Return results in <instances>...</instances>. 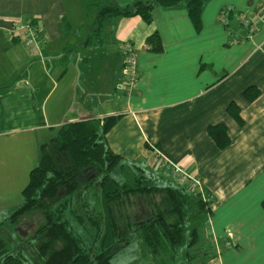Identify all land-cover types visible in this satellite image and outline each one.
Listing matches in <instances>:
<instances>
[{"label":"crops","instance_id":"obj_1","mask_svg":"<svg viewBox=\"0 0 264 264\" xmlns=\"http://www.w3.org/2000/svg\"><path fill=\"white\" fill-rule=\"evenodd\" d=\"M133 1L0 0V211L21 203L40 144L61 125L116 116L106 134L114 153L164 185L173 183L168 168L149 166V157L177 163L211 197L208 238L226 248L216 255L209 239L207 264H264V0H208L200 28L183 7L156 6L150 23L140 15L97 21L103 5ZM20 14L46 34L36 54L10 30ZM153 33L160 50L146 41ZM125 45L138 69L129 93ZM251 86L258 95L248 101ZM217 123L230 138L223 149L208 132Z\"/></svg>","mask_w":264,"mask_h":264},{"label":"trees","instance_id":"obj_2","mask_svg":"<svg viewBox=\"0 0 264 264\" xmlns=\"http://www.w3.org/2000/svg\"><path fill=\"white\" fill-rule=\"evenodd\" d=\"M207 1L135 0L123 7L105 4L97 14V21L103 24L120 16L140 15L150 23L156 6L183 7L194 26L200 28L201 10ZM146 41L152 49H161L157 33ZM244 94L252 101L258 90L251 86ZM227 111L242 123L235 103H230ZM116 118L66 122L54 137L40 144L39 160L29 173L21 203L5 220L8 225H15L24 215L38 214L45 221L32 237L18 236L22 242L13 248L9 246L12 243L7 244L0 236V264H112L113 252L132 237L141 241L154 260L159 258L166 263L174 262L181 246L186 250L197 243L199 231L194 220L206 221L211 201L187 194L185 187L158 186L144 175L139 161L128 162L114 153L107 144L106 134ZM208 132L219 148L229 145L224 124H212ZM125 166L132 167V173L122 175L121 180L114 178L113 173ZM156 192L162 195L160 202L164 210H154L147 219L131 221L126 216L121 223L117 221L114 211L118 199ZM66 211L78 221L83 222L85 217L86 221L91 220L89 227L93 225L94 230L91 240L87 239L89 243L69 227Z\"/></svg>","mask_w":264,"mask_h":264},{"label":"rangeland","instance_id":"obj_3","mask_svg":"<svg viewBox=\"0 0 264 264\" xmlns=\"http://www.w3.org/2000/svg\"><path fill=\"white\" fill-rule=\"evenodd\" d=\"M223 12H224V10H222V13ZM17 16L18 17L14 18V19H18L20 21H21V19L25 20L26 18H32L31 16H26V15L22 16L21 14L17 15ZM79 17H80V14L76 13V14H73L72 19L77 20L76 23H80ZM15 21H13V22H15ZM241 24H246L248 26L251 25V23H249L246 18H242ZM81 27H82V25L80 26V28ZM79 30H81V29H79ZM90 31L92 33H96L97 30H95V31L90 30ZM44 34H45V32H44ZM45 36H46V34H45ZM95 37L96 36L92 37V41L94 39L96 40ZM56 134H57V131H56L55 135ZM153 159H155L156 161H153ZM148 160H149V163H148L149 166H152V167L153 166H158V167L159 166L160 167L165 166V165L162 166V164H161L162 158H150L149 157ZM152 161L155 163H153ZM163 168L165 169V167H163ZM126 174H128V172H124V168L122 167L121 169H118L117 171H115L113 173V177L118 179V180H121L122 175H126ZM144 175L150 179V176L148 175V173H144ZM168 175L171 177V179L173 181V183L170 182V184H172L174 186L176 185V186L182 187V188L185 187L184 190L187 192V194H189V195H191L197 199L200 198L197 195L196 190H192V189H190L189 185L178 182L177 180H175L172 177V174L170 172L168 173ZM153 183H155L158 186L164 185L158 180L157 181L153 180ZM161 197H162V195L160 193L156 192L153 194L150 193V194L141 195V196L132 195L129 197H124V198L118 199V202L115 203L117 206H115L116 209L114 211L116 213L117 219L119 218V220H117V221L119 223H121V220L126 216H128L129 220H131V221H134L136 219L137 220L138 219H147L151 216V213L154 210L156 212L160 208H161V210H164L163 204H162V202H160ZM195 207H197V205ZM12 210L2 211V212L0 211V236L4 240V242H6L7 244L12 243L9 245L10 247L11 246L14 247L18 243L22 242L21 240L18 239V236H21V234H19V232L17 231V229H16L17 226L20 227L22 230H24V232L26 233L25 237L28 236L30 238L33 236L35 229L41 223H44V221H45V220H42L41 216L38 214L30 215V216L24 215L21 219H19L17 221V223H15V225H12V224L8 225V222L6 220L4 221V219L9 214V212H11ZM207 214H208V212L206 213L205 218L207 217ZM69 215L70 214H68L67 211L64 214L65 217H68L69 227L72 228L74 231H76L78 233V235H80L81 237L83 236L86 243H89L88 240H91V235L93 234V230H94V227H92L93 225L91 227H89L90 226L89 222L91 220L89 219L90 221H86L87 217H85V220L83 222L80 220H79L80 221L79 222L76 217H74L73 215H70V216ZM99 222L101 223V220H99ZM194 225H196L198 227V231H199L198 241L196 244L190 246L186 250H184L183 246H181V248H183V250H181V248H179L178 251H176V255L174 258L175 263L174 262L163 263L159 258L157 259V261L154 260L152 258V256L148 253L145 246L141 243V241L135 237L129 238V241L125 245H123L120 248H117L113 252V254L111 256V263L112 264H207V252L211 251V254H214L213 250L211 249V246L209 245V242H210L209 239H211L212 246L216 250L215 251L216 255L220 254V251L222 253L223 248H226V247H223L221 249V247L217 243V240H216V245H215V243L213 245L212 238H208V229H207L206 223L204 221H202V219H200V220L195 219ZM5 233H8L9 235L8 234L6 235ZM225 242H226V240H225ZM224 245L227 246L226 243ZM229 246L230 245H228V247ZM13 247H11V248H13ZM97 248L98 247L96 246L95 249H97ZM217 249H219V252L217 251ZM7 252H9V251H7ZM7 252H5V254ZM41 262L42 261H40V263ZM35 264H39V263L36 262Z\"/></svg>","mask_w":264,"mask_h":264},{"label":"built area","instance_id":"obj_4","mask_svg":"<svg viewBox=\"0 0 264 264\" xmlns=\"http://www.w3.org/2000/svg\"><path fill=\"white\" fill-rule=\"evenodd\" d=\"M10 30L14 35H17V37L24 41L31 54H36L38 49L40 50L41 44L44 43L46 39L42 27L33 18H26L25 20L21 19V21L17 19ZM122 55L124 77L121 82V87L126 93H129L134 88L138 79L136 53L129 45H125L122 47ZM152 158H158V156L155 155ZM153 161L156 160L153 159ZM161 163L168 168L175 180L189 185L192 190H196L197 195L205 202L211 201V197L205 192L206 190L199 180L187 173L181 165L169 161H161ZM214 243L216 245V240H214ZM225 243L227 246L230 245L228 239ZM217 251H219V249H217Z\"/></svg>","mask_w":264,"mask_h":264},{"label":"water","instance_id":"obj_5","mask_svg":"<svg viewBox=\"0 0 264 264\" xmlns=\"http://www.w3.org/2000/svg\"><path fill=\"white\" fill-rule=\"evenodd\" d=\"M17 229V231L19 232V234H21L22 236H26V233L24 232V230H22L20 227H17L16 228Z\"/></svg>","mask_w":264,"mask_h":264},{"label":"flooded vegetation","instance_id":"obj_6","mask_svg":"<svg viewBox=\"0 0 264 264\" xmlns=\"http://www.w3.org/2000/svg\"><path fill=\"white\" fill-rule=\"evenodd\" d=\"M24 237V236H23Z\"/></svg>","mask_w":264,"mask_h":264}]
</instances>
